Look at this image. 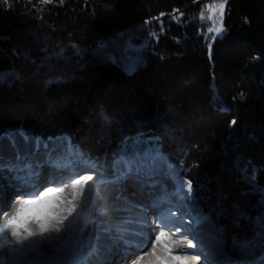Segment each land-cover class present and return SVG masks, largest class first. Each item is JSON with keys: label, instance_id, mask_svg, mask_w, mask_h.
I'll use <instances>...</instances> for the list:
<instances>
[{"label": "trees", "instance_id": "trees-1", "mask_svg": "<svg viewBox=\"0 0 264 264\" xmlns=\"http://www.w3.org/2000/svg\"><path fill=\"white\" fill-rule=\"evenodd\" d=\"M213 3L225 4L215 39L204 16ZM8 4L0 5V71L23 79L0 87V136H69L85 161H111L126 137L158 139L165 162L201 186L204 214L225 228V263L238 256L232 237L250 228L240 217L260 211L258 196L244 194L250 177L264 185V0ZM129 36L147 45L131 75L106 58L119 57Z\"/></svg>", "mask_w": 264, "mask_h": 264}, {"label": "snow or ice", "instance_id": "snow-or-ice-1", "mask_svg": "<svg viewBox=\"0 0 264 264\" xmlns=\"http://www.w3.org/2000/svg\"><path fill=\"white\" fill-rule=\"evenodd\" d=\"M44 2L48 3L50 0ZM0 5L11 7L8 0H0ZM224 7V3L219 6L221 22ZM215 31L222 35L224 29L221 26ZM4 39L6 37L0 36V40ZM134 39L133 36L128 37L119 57L106 56L112 62L121 64L129 75L143 64L142 51L133 45ZM72 47L77 49L78 54L77 46ZM98 48L103 50L107 45L102 41ZM63 51L64 49L60 48L57 57L63 55ZM128 52L135 54L127 55ZM22 79L15 68L0 71V87H11L14 81ZM57 82H59L57 79L45 81L49 85ZM232 123L235 124V120ZM0 141L5 142L9 150L4 151L0 148V179L11 184L18 195L35 197L21 201L10 216H4V222L0 225V264H127L128 257L134 255V250L140 251L149 243H153L151 251L146 253L153 257L149 264H198L202 255L204 264H224L221 261H209L207 253L203 251L173 256L167 246L159 248V236L166 235L163 231L159 232L153 242L152 232L155 225L148 221L149 211L161 204L171 206L175 200L178 202L175 210L179 211L181 216L187 211L194 217L196 225L194 238L198 240L201 249L204 248L205 237L210 236L220 248L219 253L213 255L226 256L225 228L219 224H212L210 232L201 229L202 224L211 223V216L205 215L200 207L201 186L197 184L194 189L189 181L185 190L184 181L178 180L169 193L166 186L156 183L163 175L165 167L170 173L179 175L178 166L165 165L166 158L158 139L145 138L143 134L126 137L113 152L111 161L106 157L103 160L100 158L92 160L89 157V170L99 177L95 185L96 194L92 197V208L96 214L87 216L79 228L76 225L82 213H78L77 208L81 205L73 201L79 196L84 203L87 202L84 192L85 188L91 192L92 186L88 185V181L93 177L89 175L86 178L83 176L76 178L80 173H74L68 180H59L56 176L58 171L70 166L73 156L84 157L79 145L69 136L43 140L29 136L23 129L0 137ZM45 167L52 169V172L41 184L40 177ZM129 179L150 190V196L153 198L148 204H137L128 198L123 184ZM250 180L251 192L244 194L258 196L260 211L254 216L241 215L240 219H246L250 228L241 229L232 237L231 252L239 255L227 257V264H264V185L256 184L254 177H250ZM48 184H56L57 187H47ZM60 184H70L71 200L62 199L65 189L59 187ZM101 185L106 189L112 188L117 193L115 199L123 204V207L114 206V219L117 225L115 229L108 226L109 220L101 219L108 215L106 204L97 206L98 200L102 199ZM40 187L44 190L40 191ZM158 187L161 188L162 194L157 196L155 189ZM0 214H3V207H0ZM168 214L171 215V212ZM161 222L165 227L169 226L167 222L163 220ZM172 223L175 227H180V223L175 219ZM33 224L37 226L36 229L31 227ZM8 233L15 238L14 242L9 240ZM37 237L40 239H36ZM45 241L51 242L50 247H45ZM188 247L193 248L194 245L189 243ZM144 258V256L135 258L134 264H142Z\"/></svg>", "mask_w": 264, "mask_h": 264}, {"label": "rangeland", "instance_id": "rangeland-1", "mask_svg": "<svg viewBox=\"0 0 264 264\" xmlns=\"http://www.w3.org/2000/svg\"><path fill=\"white\" fill-rule=\"evenodd\" d=\"M219 6L220 5H218L216 3L211 4L207 8L206 15H204L205 18H206V22H208V24H209V33L212 35V37H215V36L218 35V33L215 31V29L218 28V27H221L220 26L221 17H220ZM137 49H139V48H137ZM139 50L142 51V59H143V63H144L145 57H146L145 56V52L141 48ZM126 54L127 55H134L135 53L128 52ZM119 66L124 70V68L121 66V64H119ZM9 134L10 133L5 134V135H9ZM5 149H6V151H9L7 148H5ZM82 168L89 169V163L86 162V161H84L82 158H80L78 156H73L71 158V164H70V166L67 169L63 170V171H58L57 172L58 174L56 173V176H57V178L59 180H68L70 178V175H73V174H70V173H72V171L80 170ZM51 172H52V169H50L48 167H45L43 169V174L40 177L41 184H43V182L46 179L49 178V174ZM75 173H79V172H75ZM174 174H176V173H170V172H168V174H163L156 181V183L158 185H161V186H166L168 188L169 193H171V191H172L175 183L178 182V180L184 179L180 175H178V176L176 175V179H175L174 178ZM81 176H83L84 178H86L84 175L77 176L76 178H81ZM91 176L93 177V179L91 181H88V185H91L92 186L91 187V192H89L87 188H85V192H84V195L87 198V202L84 203L79 196L77 197V200L76 201H73V203H79L81 205L79 208H77V212L78 213H82V215L80 217V220L82 222H83V220L87 216H89V215H95L96 214L95 211L92 208V197L96 194L97 189H96L95 185H96V182L99 179V177L97 176L96 173H92ZM4 185L6 187H12L11 184H7L6 181H4L3 179H0V186H4ZM46 186L47 187H53V188H56L57 187L56 184H48ZM125 186L126 185H124V187ZM59 187H62V188L65 189V191H64V193L62 195V199L65 200V201L71 200L72 199V195H71L72 190H71L70 184H60ZM129 188L130 187L128 186V189ZM124 189H125V192H127V195L130 197V199H135L136 200V197H137V201L139 200V202H142L143 199H145L148 196H150V190L149 189H147L146 191H142V192H138V191L132 190L134 192L129 191V193H128V190L126 188H124ZM39 190L40 191H43L44 188L43 187H40ZM185 190H187L186 185H185ZM11 194L12 193H10V191H7V193H5V199L8 198L9 196L16 197L15 200H9V198L7 199V202L10 205H14V204L17 205L21 201L26 200V199H35V197H30V196H26V195L25 196H20V195H18L16 193V190L14 191V193L12 195ZM161 194H162V192H161ZM100 195H101L102 199L98 200L97 206L99 207V206H102V205L106 204L107 205V208H108V215H106L104 217H101V219H103V220H109L110 223H109L108 226H110V227H112L114 229L117 226L116 225V222H115V219H114V217H115L114 206H118L119 205V206L123 207V204L121 202L119 203L115 199V196L117 194L115 193L114 190H112V188H107L106 189L105 186L101 185L100 186ZM155 195H156V193H155ZM104 196H105V198L107 200L104 199ZM109 200H111V201H109ZM115 202H118L117 205L115 204ZM64 206L67 207V204H65ZM158 207H161V208L171 207V209H175L174 204H172L171 206L168 205V204H161ZM10 210H11V208H10ZM10 210H6V211L3 212L2 215H0V223H2V221L4 222V219L3 218H4L5 215L10 216L13 213L12 212L10 214L9 213ZM157 210H159V209L156 207V208L150 210L149 213H148V221L149 222H152L155 225L154 230L152 232L153 242L155 241V238L159 234V232L166 231V232H164V233H166V235L159 236V239H160L159 248H163V247L167 246L170 249V252H171V254L173 256H185V255H189V254H191L193 252H198V251L195 250L197 248V244L193 243V245L195 244V248L194 247L193 248H189L188 247V244L191 243V241H190V238H191L190 229L188 227H186L184 224L182 225V223H180V227L179 228L175 227L174 225L165 227L164 224H161L160 225V224L156 223L154 221V219L156 217V215H154V213ZM179 218L181 220V217L180 216H179ZM189 220L190 221L191 220H194V217L192 215H190ZM211 224H213L212 221H211ZM31 227L33 229H36L37 226L35 224H33ZM154 232H156V234ZM8 238H9V240H12V241L15 240V238L12 237L10 233H8ZM36 239H40V238L37 237ZM44 243H45V247L46 248L47 247H50V243L51 242L45 241ZM151 245H153V243H149L146 248H144V249H142L140 251H136L133 256H129V259L127 261V264H134L135 258H138L139 256H144L145 257L144 260L142 261V264H149V262L153 259V257L146 255V253H147V251H148V249H149V247ZM177 245L178 246H180V245H182V246L183 245H186L187 246V250L182 249V248L179 250L178 248H176V247H178ZM159 248H158V251H159ZM237 254L239 255V253H237ZM198 264H203V261H202V258L201 257H200V260H199Z\"/></svg>", "mask_w": 264, "mask_h": 264}, {"label": "bare ground", "instance_id": "bare-ground-1", "mask_svg": "<svg viewBox=\"0 0 264 264\" xmlns=\"http://www.w3.org/2000/svg\"><path fill=\"white\" fill-rule=\"evenodd\" d=\"M217 6V5H216ZM11 133H13V132H11ZM10 133V134H11ZM4 136H7V135H2L1 137H4ZM48 140V139H47ZM0 148H2L4 151H6V149L5 148H7L6 147V144H5V142H3V141H0ZM165 165H170V164H167V163H165ZM168 172H169V170H168V168L167 167H165L164 169H163V174H168ZM88 173H90V172H88ZM91 174V173H90ZM174 178L176 179V174H174ZM174 180V179H173ZM178 180V179H177ZM181 180H183L184 181V184L186 185V187H187V181L186 180H184V179H181ZM177 183V182H176ZM175 183V184H176ZM127 185L130 187L131 185L132 186H135V184L133 183V182H127ZM13 188V187H12ZM113 190V189H112ZM128 190V193H129V191H132V190H134L133 188H129V189H127ZM106 192V191H105ZM116 193V192H115ZM126 193V195H127V192H125ZM155 193H156V195L158 196V195H161V188H157L156 190H155ZM103 194V193H102ZM117 194V193H116ZM104 195V194H103ZM106 195V194H105ZM107 196V195H106ZM128 196V195H127ZM5 197V196H4ZM9 198V200H15L16 199V197H13V196H9L8 197ZM8 198H3V203H2V207H3V212L4 211H6V210H10V208H11V210L9 211V213L11 214L12 212H13V210H14V208H15V206H16V204H14V205H10L8 202H7V199ZM128 198L130 199V197L128 196ZM153 197H151V196H148L147 198H145V199H143V201L142 202H139V200L137 201V197H136V200L135 199H131V200H133L135 203H137V204H148L149 202H150V200L152 199ZM104 199H106L105 198V196H104ZM107 200V199H106ZM109 201H111V200H109ZM174 202H175V200H173ZM177 202V201H176ZM117 203L118 202H115V204L117 205ZM120 203V202H119ZM5 205H6V207H5ZM105 205V204H104ZM119 206V205H118ZM94 211H95V209H93ZM112 210V209H111ZM169 212H171V215H169L168 213ZM0 215H2V214H0ZM154 215H156V217H155V219H154V221L156 222V223H158V224H163L162 222H161V220H163L164 222H167L168 224H169V226H171V225H173V223H172V221L175 219L176 220V222L177 223H181L182 221L180 220V218H179V216H181L180 215V213H179V211H176L175 209H171V207H166V208H161V210L159 209V210H157L155 213H154ZM114 216V215H113ZM111 217V216H110ZM4 219V218H3ZM13 223H15V221L13 222ZM3 224V221H2V223H0V225H2ZM192 225H194V224H192ZM115 227V226H114ZM196 227V226H195ZM211 228H212V224L210 223V224H202L201 225V229L202 230H205V231H211ZM115 229V228H114ZM195 231H196V229L193 231H191V237L192 238H194V234H195ZM163 232H166V231H163ZM179 232V231H178ZM155 234H156V232H154ZM12 241V240H11ZM14 242V241H13ZM191 243H195V244H197V248L195 249L196 251H198V252H200V251H203V252H205V253H207V255H208V259H209V261H221L222 259H223V256L222 255H213V253H219V251H220V248L216 245V243H215V241H213L211 238H210V236L209 237H205V239H204V248L203 249H201V247H200V244H199V242H198V240L197 239H195L194 238V240H192L191 241ZM178 246V245H177ZM152 247H153V245H151L150 247H149V249H148V251L147 252H150L151 251V249H152ZM176 247V246H175ZM174 247V248H175ZM176 248H178L179 250L182 248V249H185V250H187V246L186 245H180V246H178V247H176ZM128 259H129V257H128ZM128 261V260H127Z\"/></svg>", "mask_w": 264, "mask_h": 264}, {"label": "water", "instance_id": "water-1", "mask_svg": "<svg viewBox=\"0 0 264 264\" xmlns=\"http://www.w3.org/2000/svg\"><path fill=\"white\" fill-rule=\"evenodd\" d=\"M141 46L146 47L147 45H139V46H135V47L140 48Z\"/></svg>", "mask_w": 264, "mask_h": 264}]
</instances>
